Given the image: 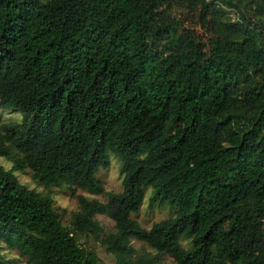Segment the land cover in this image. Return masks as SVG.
<instances>
[{
	"label": "trees",
	"instance_id": "trees-1",
	"mask_svg": "<svg viewBox=\"0 0 264 264\" xmlns=\"http://www.w3.org/2000/svg\"><path fill=\"white\" fill-rule=\"evenodd\" d=\"M0 108L23 116L0 125V242L28 264H98L91 239L115 264H264V0H0ZM147 187L174 208L149 228Z\"/></svg>",
	"mask_w": 264,
	"mask_h": 264
},
{
	"label": "rangeland",
	"instance_id": "rangeland-1",
	"mask_svg": "<svg viewBox=\"0 0 264 264\" xmlns=\"http://www.w3.org/2000/svg\"><path fill=\"white\" fill-rule=\"evenodd\" d=\"M23 118L22 114L16 110H3L0 108V125L10 121H21ZM110 165L106 169H100L97 173L98 179L102 182L106 190L120 191L121 190V161L111 153L109 154ZM0 165L6 169L12 167V161L4 157H0ZM14 174L17 176L20 183L26 185L29 188L35 189L37 192L44 193L45 189L40 185L32 176V172L29 169L15 170ZM77 193H81L89 199H98L100 201L105 200L103 194H96L86 190L83 187H77ZM151 195V188L147 187L144 190L142 202L139 210L132 214V217L137 220L141 226L149 228L154 222L161 219H165L173 215L174 208L168 204L155 205L150 207L148 205L149 197ZM52 197L54 199V206L58 209H65L67 214L63 216V224L70 227V212L77 208V201L74 196L70 194L69 189L66 185L52 188ZM95 218L99 221L100 225L105 231H112L114 222L105 215L96 214ZM83 237L80 236V239ZM83 243L84 246H91L98 254V264H115L113 256L106 252L105 249L100 246L95 240L91 239ZM141 241L133 239L132 244L139 248ZM180 243L183 247H190V241L188 238H182ZM0 252L7 260L8 264H28L25 257L20 256L15 249L8 248L3 242H0ZM161 264H176L171 256L162 253L160 255Z\"/></svg>",
	"mask_w": 264,
	"mask_h": 264
}]
</instances>
